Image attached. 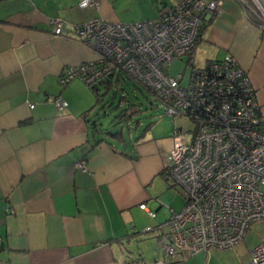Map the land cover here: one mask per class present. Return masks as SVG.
Segmentation results:
<instances>
[{"label": "crops", "instance_id": "1", "mask_svg": "<svg viewBox=\"0 0 264 264\" xmlns=\"http://www.w3.org/2000/svg\"><path fill=\"white\" fill-rule=\"evenodd\" d=\"M80 1L0 0V264H202L183 260V251L165 257L159 232L144 231L174 211L163 176L172 140L149 128L95 143L92 88L79 78L64 85L58 79L63 68L98 56L72 26L153 18L164 0ZM252 14L238 0H222L196 46L204 41L219 58L232 54L264 113V26ZM53 19L61 22L58 34ZM56 96L67 101L64 108L55 106ZM155 200L169 214L150 224L146 209ZM210 249L196 255L205 261Z\"/></svg>", "mask_w": 264, "mask_h": 264}, {"label": "built area", "instance_id": "2", "mask_svg": "<svg viewBox=\"0 0 264 264\" xmlns=\"http://www.w3.org/2000/svg\"><path fill=\"white\" fill-rule=\"evenodd\" d=\"M264 26V1L238 0ZM222 0H176L158 3L153 18L131 22L94 18L75 24L81 41L95 49L96 59L61 70V85L74 78L89 88L110 77L125 74L160 102L164 113L185 116L194 125L191 133L173 130L163 176L179 185L186 196L178 211H171L157 230L165 257L179 251L192 256L209 248L229 249L246 236L250 226L264 221V113L247 70L230 53L192 66L188 81L172 75L167 66L188 55L199 40L208 16L221 11ZM80 6H98V0H81ZM53 32L61 22L52 20ZM62 109L67 101L52 98ZM33 104H30L32 107ZM77 167L85 170L83 161ZM140 208L146 209L145 204ZM148 215L155 212L146 209ZM165 259L154 264H165ZM264 264V239L251 249L246 262Z\"/></svg>", "mask_w": 264, "mask_h": 264}, {"label": "rangeland", "instance_id": "3", "mask_svg": "<svg viewBox=\"0 0 264 264\" xmlns=\"http://www.w3.org/2000/svg\"><path fill=\"white\" fill-rule=\"evenodd\" d=\"M164 1L168 2V0ZM133 3L135 4V2ZM252 7L256 9L254 5H252ZM207 45L208 44L204 43V41H201L196 47H194L191 54L171 60L167 66V71L172 75H177L178 73L183 74L182 83L186 84L193 65L203 66L206 60L219 59V57H215V55L211 56L210 50H207ZM119 82V85L113 83L112 88L107 91V94L104 96L102 105H100L93 113L92 119L99 122L98 127L102 129L100 130L101 132L122 130L124 137L128 139L129 136H136L145 124L153 122L150 127L152 135H164L172 140L173 130L177 127H182L191 133L194 124L187 117L170 116L164 113L160 102L153 100V97L148 90L139 83H134L127 79L125 74L120 75ZM116 88L118 89L115 90ZM100 90H103L101 85ZM122 96H125L124 99H126L124 106L129 102H132L134 103V108L138 111L137 113H134L132 117L117 121L118 118L114 116L120 114L122 110H124V106L118 105V101ZM135 120H139L137 128L135 127ZM109 141L122 148V145H119L114 139H109ZM168 185L169 191L173 194V197L168 201V204L174 209V211H178L185 203V193L177 184L168 183ZM162 196H160L159 199H161ZM150 208L157 212L156 218H149L150 224H156L160 220L163 221L169 214V210L166 207L159 206L157 200L154 201V204H152ZM245 237L246 238L233 248H211L205 261L203 259L204 253L195 254V257L186 256L187 258L183 260H188L189 263L201 262L202 264L204 262H206V264H236L240 260L246 262L250 258V249H252L257 242L264 239V221L254 222L250 226Z\"/></svg>", "mask_w": 264, "mask_h": 264}, {"label": "trees", "instance_id": "4", "mask_svg": "<svg viewBox=\"0 0 264 264\" xmlns=\"http://www.w3.org/2000/svg\"><path fill=\"white\" fill-rule=\"evenodd\" d=\"M251 19L254 21V23L256 24H259L260 23V20L256 17V15L252 14L251 15ZM205 23L202 24V26L200 27V30H199V38L201 36V33L203 31V26H204ZM199 41V40H198ZM193 51V49L189 52V54H191V52ZM188 54V55H189ZM127 79L133 81L134 83H137L135 82L132 78H130L129 76H126ZM119 79L120 77H110V78H107L105 79L101 84L97 85V86H94L92 87V90L94 92V95H95V100H94V103L92 104L91 108L88 110V111H92V110H96L100 105H102V102L104 100V96L107 94V91H109L112 86H113V83H115L116 85H119ZM100 85L102 86L103 90H100ZM118 88H116L115 90H117ZM125 96H122L119 101H118V105L119 106H124L125 104V101L126 99H124ZM137 109L134 108V103L132 102H129L127 105L124 106V110H122V112L114 117H117L118 120L117 121H121L123 119H127L129 117H132L134 115V113H137ZM114 119V118H113ZM99 122L95 121V120H92V125H93V132H95L94 134L96 135V140H95V143L97 142H100L102 140L104 141H107V136H110V137H114L116 139H123L124 138V135H123V132L122 130H117V131H114V132H111V131H104V132H101L99 127H98V124ZM135 125L138 126L139 124V120H135ZM153 124V122H148L147 124L144 125V127L142 128L141 133H144L145 131H147L151 125ZM102 133V134H101Z\"/></svg>", "mask_w": 264, "mask_h": 264}]
</instances>
